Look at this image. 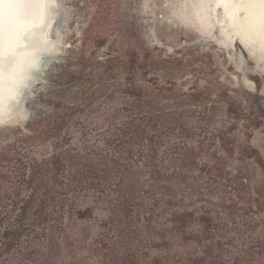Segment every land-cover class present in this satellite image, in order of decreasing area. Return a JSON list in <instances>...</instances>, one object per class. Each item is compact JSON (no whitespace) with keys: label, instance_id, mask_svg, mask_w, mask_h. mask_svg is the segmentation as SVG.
<instances>
[{"label":"trees","instance_id":"1","mask_svg":"<svg viewBox=\"0 0 264 264\" xmlns=\"http://www.w3.org/2000/svg\"><path fill=\"white\" fill-rule=\"evenodd\" d=\"M150 52L147 46L127 43L108 62L119 60L131 74ZM163 54L181 61L182 56ZM147 76L144 71L141 81L132 77L124 82L118 108L111 103L102 107L90 117V126L78 122L81 139L73 136L62 144V137H55L52 151L38 157L34 153L24 161L10 155L12 142L27 143L59 130L63 119L46 112L27 122L28 133L20 131L0 142V264H88L75 256L81 252L99 257L96 264H199L206 256L222 263L223 240H233L227 237L226 224L241 210L246 215L241 225L249 228L253 217L248 213L255 217L264 213L260 154L230 137L231 127L209 130L214 107L157 105L172 99L202 104V90L175 92L171 81L164 85ZM114 92L107 96L112 98ZM232 109L230 104L227 111ZM192 173L199 175L194 179ZM203 179L210 190L215 187L219 192V208L226 217L223 226L214 221L213 208L196 209L187 194L201 195ZM88 196L91 202L106 205L111 215L92 241L75 245L67 219L91 214L90 207H78ZM56 229L58 239L53 240L49 231ZM203 232H210L215 244H204L199 251L203 256L182 254L183 243L192 238L201 242ZM263 239L238 237L244 248H235L231 263L245 264L252 249L264 247ZM14 249L17 255L6 261ZM150 249L160 253L149 258Z\"/></svg>","mask_w":264,"mask_h":264},{"label":"rangeland","instance_id":"2","mask_svg":"<svg viewBox=\"0 0 264 264\" xmlns=\"http://www.w3.org/2000/svg\"><path fill=\"white\" fill-rule=\"evenodd\" d=\"M59 1L55 21L56 32L60 35L57 50L54 54L42 57L34 84L17 104V111H24L25 118L14 117L11 122L0 123V142L20 131L28 133L30 126L27 122L46 112L63 121L59 130L48 132L42 139L34 137L27 143L12 142L8 150L10 155L24 161L34 153L38 157L52 151L50 143L54 144L55 137L61 136L62 144L69 142L73 136L74 140L81 139L82 128L78 122L90 126V117L102 107L111 103L110 107L118 108L123 103L120 91L124 82L132 77L141 81L146 71L161 84L166 85L165 81H171L175 92L202 90L205 94L202 104L172 99L161 100L157 105H183L191 108L193 105H202V109L214 107L207 121L209 130L214 132L215 129L231 127L232 133L229 136L249 144L264 160V59L259 53L247 54L243 50V44L226 23L221 22V10L217 7L218 15L211 11L213 0ZM201 11L206 14V19L208 15L214 16L220 25L216 22L213 25L206 24L202 20ZM127 43L151 49L148 57L143 58L138 69L131 74L119 60L114 61L113 65L108 62ZM183 47L185 51H182ZM163 52L176 55L177 58L182 56L181 61L164 56ZM113 91L114 96L109 98L108 93ZM222 92L226 95L218 96ZM230 104H233L231 112L227 111ZM41 118H45L44 115ZM46 127L42 129L47 131ZM202 159H205L203 155ZM197 175L199 173L189 174L194 179ZM200 185L201 195L195 198L190 194L191 191H187L190 201L196 209L201 206L213 208L214 221L219 225L224 224L226 217L223 209L219 208L218 190L215 187L210 190L206 179ZM185 202L188 203V200ZM78 207H90L91 214L83 219L75 216L67 219V226H70L72 243L77 245L81 241L87 245V242L103 231L102 224L109 220L111 214L103 203L91 202L90 196L80 200ZM237 212L234 221L225 223L228 226L227 237H233V240H223L224 262L219 263L206 256L199 264H232L233 255H236L235 248H244V243L237 240L238 237L250 235L254 240L258 236L264 237V213L259 212L256 217L254 213H248L253 218L249 228H246L241 225L246 215L241 210ZM49 232L53 240L58 239V229ZM201 240H186L181 248L182 254L191 251L195 253L194 256H200L202 254L199 251L204 244H215L210 232H203ZM17 253L18 249H14L5 256L6 261ZM81 253L75 256L84 257L88 264H96L100 259L90 252ZM157 253L160 251L150 249L149 258ZM211 254H215L214 249ZM251 254L252 258L245 264H264V247L252 249Z\"/></svg>","mask_w":264,"mask_h":264},{"label":"bare ground","instance_id":"3","mask_svg":"<svg viewBox=\"0 0 264 264\" xmlns=\"http://www.w3.org/2000/svg\"><path fill=\"white\" fill-rule=\"evenodd\" d=\"M30 2L32 3V6L30 8L32 10L31 17L21 18L19 13L21 10H23L21 9L22 3H17L15 2V0H13V5L11 8L9 7V10L6 12V14H10L14 17L15 20L13 21L12 27H15V31L18 33V36L20 38L14 45H18L21 43H27V45L28 43H30V45H33H28L24 48L15 46L13 50L1 47V66H12L11 62L15 58L12 56V54H20L26 52V50H28L29 48H33L32 50H35L37 47H39V45L48 47L54 44V48L49 55L54 54V52H56L57 50V46L59 45L58 43L60 42V35L58 33L56 36L49 35L52 26V17L47 16V20L45 21V23L40 25V21L36 20V10L39 5L38 1L31 0ZM47 3L51 4L50 0H47ZM56 4L58 9L60 1L56 0ZM26 5H28V3ZM217 7L219 10H221V22L226 23L227 27L241 43L245 42L253 49H256V51H259L262 59H264V3L260 2V0H213L211 3V11H214L213 13L215 15H217ZM4 11L5 10H2L0 12V15L3 18ZM2 17H0L1 20L3 19ZM36 43L39 44H37L36 46L34 45ZM2 69L5 71L7 70L3 66L0 67L1 71ZM16 107L13 108L10 112H6L5 114L7 115H5V117L2 118L0 116V123L11 122L14 117H20L23 119L24 111L18 112Z\"/></svg>","mask_w":264,"mask_h":264},{"label":"water","instance_id":"4","mask_svg":"<svg viewBox=\"0 0 264 264\" xmlns=\"http://www.w3.org/2000/svg\"><path fill=\"white\" fill-rule=\"evenodd\" d=\"M30 1L31 0H26L24 4L22 3L21 9L23 10H21L19 13L21 18L31 17L32 10L30 8L32 6V3ZM37 1L39 5L36 10V20L40 21L39 24L41 25L45 23V21L47 20V16H51L52 26L49 35L56 36L57 32L55 27V21L58 14L56 0H50L51 4H48L47 0ZM27 3L28 5H26ZM12 5L13 0H0V10H5V19L0 15V17L3 18L2 20L0 19V48L4 47L7 49L9 48L10 50H13L15 46L19 48H24L30 45V43H28V45L27 43L14 45L16 41L20 38L18 36V33L15 31V27H12L13 21L15 20L14 17L10 14H6V12L9 10V7L11 8ZM201 12L202 20L205 21L206 24L213 25L214 22H216L214 20V16L211 17L210 15H208L207 17L209 18L206 19V14L203 11ZM216 24L219 23L216 22ZM37 44L39 43H36L34 45L37 46ZM241 44H243V50L247 54L250 53L256 55L257 53H259V51H256V49H253L250 45L246 44L245 42ZM32 45L33 44H31L30 46ZM53 48L54 44L48 47L39 45V47H37L35 50H32L33 48H29L28 50H26V52L20 54H12V56L15 57L14 60H12L11 62L12 66L7 67L5 65H2L4 68L7 69L6 71L3 69L2 71L0 70V116L2 118L7 115L5 114L6 112H10L13 108L17 106V104L21 100L22 95H24L26 93V90L32 84H34L37 78V73L40 70L42 57L48 56L53 50ZM2 66L0 65V67Z\"/></svg>","mask_w":264,"mask_h":264},{"label":"snow or ice","instance_id":"5","mask_svg":"<svg viewBox=\"0 0 264 264\" xmlns=\"http://www.w3.org/2000/svg\"><path fill=\"white\" fill-rule=\"evenodd\" d=\"M15 2H17V3H24V2H26V0H15ZM260 2L264 3V0H260Z\"/></svg>","mask_w":264,"mask_h":264}]
</instances>
